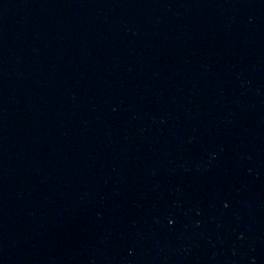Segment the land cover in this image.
<instances>
[{
    "label": "water",
    "instance_id": "obj_1",
    "mask_svg": "<svg viewBox=\"0 0 264 264\" xmlns=\"http://www.w3.org/2000/svg\"><path fill=\"white\" fill-rule=\"evenodd\" d=\"M0 264H264V0H0Z\"/></svg>",
    "mask_w": 264,
    "mask_h": 264
}]
</instances>
